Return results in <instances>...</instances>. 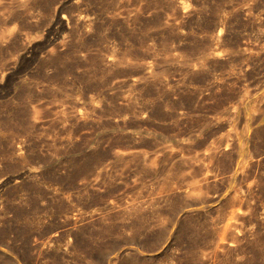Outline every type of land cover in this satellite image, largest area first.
Wrapping results in <instances>:
<instances>
[{
	"label": "rangeland",
	"instance_id": "obj_1",
	"mask_svg": "<svg viewBox=\"0 0 264 264\" xmlns=\"http://www.w3.org/2000/svg\"><path fill=\"white\" fill-rule=\"evenodd\" d=\"M263 156L264 0H0V264H264Z\"/></svg>",
	"mask_w": 264,
	"mask_h": 264
},
{
	"label": "bare ground",
	"instance_id": "obj_2",
	"mask_svg": "<svg viewBox=\"0 0 264 264\" xmlns=\"http://www.w3.org/2000/svg\"><path fill=\"white\" fill-rule=\"evenodd\" d=\"M56 11H57V10H56ZM18 143H19V142H18ZM23 143H24V142H23ZM13 145H14V144H13ZM17 145H18V144H17ZM19 145H20V144H19ZM21 145H22V144H21ZM243 145H244V144H243ZM14 146H15V145H14ZM22 146H23V145H22ZM19 147H20V146H19ZM16 148H17V147H16ZM16 148H15V149H16ZM241 148H242V147H241ZM13 149H14V148H13ZM242 149H243V148H242ZM20 150H21V148H20ZM20 150H19V151H20ZM21 151H23V150H21ZM13 152H15V151H13ZM15 154H16V153H15ZM6 155H7V154H6ZM8 155H9V154H8ZM22 155H23V154H22ZM22 155H21V156H22ZM15 156H16V155H15ZM18 156H19V155H18ZM18 156H17V157H18ZM6 157H7V156H6ZM12 157H13V156H12ZM263 157H264V156H263ZM263 157H262V158H263ZM14 158H16V157H14ZM14 158H13V159H14ZM23 158H24V157H23ZM19 159H20V158H19ZM21 159H22V158H21ZM21 159H20V160H21ZM25 159H26V158H25ZM17 160H18V159H17ZM263 160H264V159H263ZM0 161H1V160H0ZM254 162H255V161H254ZM258 162H260V159L258 160ZM256 163H257V161H256ZM256 163H255V164H256ZM261 163H262V162H261ZM253 164H254V163H253ZM257 164H258V163H257ZM258 165H260V164H258ZM206 179H207V178H206ZM2 184H3V183H2ZM0 185H1V184H0ZM238 210H239V209H238ZM233 214H234V213L232 212V215H230V216H232V218H233V216H235V215H233ZM235 214H236V213H235ZM235 217H236V216H235ZM230 218H231V217H230ZM233 219H235V218H233Z\"/></svg>",
	"mask_w": 264,
	"mask_h": 264
}]
</instances>
